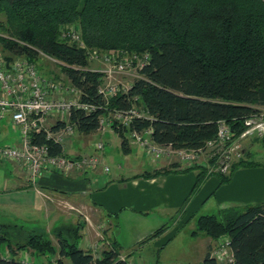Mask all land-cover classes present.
Masks as SVG:
<instances>
[{"label":"trees","instance_id":"1","mask_svg":"<svg viewBox=\"0 0 264 264\" xmlns=\"http://www.w3.org/2000/svg\"><path fill=\"white\" fill-rule=\"evenodd\" d=\"M67 24L79 31L80 40L62 36ZM0 44L6 58L26 56L37 66L42 53L58 61L67 82L80 90V100L95 105L91 111L70 109L67 121L80 132L96 130L100 116L114 108L139 105L142 115L128 124H110L124 150L127 133L145 128L151 129L154 142L174 147L204 144L215 136L219 119L236 136L244 119L264 106V0H0ZM92 49L146 52L148 58L126 90L104 97L99 92L103 72L88 65ZM65 123L58 118L49 130ZM31 139L47 144L50 154H65L62 142L47 137L44 128L32 131ZM251 164L257 162L242 157L227 171L213 173L225 182L235 168ZM176 166L145 169L129 178L197 169L196 185L210 174L202 162ZM10 227L0 223V245L6 242L9 251L0 249V264L44 263L16 258V251L25 247L51 256L47 260L57 254L58 264H63L62 257L70 264H131L120 255L116 239L98 255L80 246V220L53 225L56 244L43 230L13 241ZM164 228H155L142 240L160 235ZM197 231L215 240L227 237L231 251L230 260L219 261L208 247L202 264H264V201L199 214Z\"/></svg>","mask_w":264,"mask_h":264},{"label":"rangeland","instance_id":"2","mask_svg":"<svg viewBox=\"0 0 264 264\" xmlns=\"http://www.w3.org/2000/svg\"><path fill=\"white\" fill-rule=\"evenodd\" d=\"M0 51L4 55L7 53L5 50H3L1 44ZM145 53L146 52L137 54L127 51L120 52L116 49L107 51L96 49V52H94L93 54H97V56L99 57H93L88 54V65L90 68L102 69L107 66V61H104V57L106 56H119V58H121L125 62L127 61L126 58L132 57V61L128 62L125 71L119 73L116 72L114 74V78L112 77V79H109L108 81V83H119L121 86H127L135 77L139 75L138 64H140L141 62V58L139 57H143L141 55ZM134 55H138V57H133ZM35 61L37 63L39 72L44 76L53 78L58 81L67 82L66 75L64 74V72H62L59 63L55 58L40 53L37 55ZM134 106H136L138 110L140 109L139 105L136 104ZM105 116V121H109V124H105V126L102 127L103 129L97 128L96 130L87 133L80 132L74 126H71V129L69 130L70 132L67 131L63 133V149L65 154L68 153L66 154L68 157L74 158L91 154L99 156L98 165L102 167V179L103 181H107L105 180V178L110 177V180H108L109 182L112 181L111 179H113L112 177L114 175L127 174L130 169H133L135 167H140L142 169H152L154 166L160 165V161H157L160 159H153L151 155H147L145 150L141 149L138 143L134 141V137L130 133H127V136L128 141L130 140L131 142V151L124 150L120 145V137L118 133L110 125L111 122L114 121L112 112L109 111L105 113ZM59 117L60 116L57 113L48 114L45 117L46 119L43 125L49 129L50 126L55 123V121ZM11 128L13 129L12 126ZM99 140L104 141L103 149H97L95 147V142ZM250 141L251 143L249 144ZM242 146L244 148L242 157L257 162V164H253L254 167H256L257 170L262 169L264 171V137L247 138L242 142ZM78 152L80 154H76ZM134 156H136L138 159H135ZM171 157L175 158L174 156ZM151 158L153 160H156L154 161L155 163L149 160ZM161 159H164V157ZM139 163H141V166H139ZM98 165L95 168H97ZM105 165L109 167L108 170H103V167ZM95 168L88 167L86 169L87 172L90 171L89 175L91 176V178L95 177L94 174L91 173ZM236 169L237 168H235L233 172ZM189 170L194 172L192 169ZM171 172L173 171L166 172L164 174H168ZM210 177L217 178L218 181L220 180L219 175L216 173H211L208 178ZM254 177L257 179H261L260 175H254ZM245 178V176L239 178L238 182H240L241 179L245 180ZM203 179L195 185V175V181L192 184L190 190L181 198L180 202H178L179 204L174 207L166 208L162 203L158 202L159 204L157 206H151L148 210L142 209L141 211H137L134 213V211L130 209V207H132L134 203L127 204L126 202V204L121 207V212L117 213V216L114 217V225H112L111 228L109 227L111 229L110 231L112 233V236L117 238L121 246L120 255L122 257L127 256L126 258H129V260L133 261L135 264H149L150 262L153 264H202V258L206 251V244L209 235H206L203 231L193 232L195 228V218L197 217V215L202 213H216L220 208L216 203L215 197L210 194L211 196H207L210 197L207 203L201 202L197 207L193 206L192 208L186 209L191 198L197 192V189L204 181ZM108 181L106 182V184L108 183ZM228 181L220 182L226 183ZM253 202L255 201H249L246 203ZM246 203L241 202L240 204H235V206L242 209L244 204ZM62 205L64 207H57L58 209H56L58 210V212H61L64 218H68L62 223L76 224L77 221L80 220L83 222V224L85 223L87 226L89 225L91 228L90 230L93 232V234L90 235L85 232L83 227L81 228V238L79 240L80 246H82L83 248L94 247L92 248V251L96 255H98L102 248H106L109 246L108 243L110 242V240H107L105 236L103 237V235L105 234L101 230L104 225L99 223L102 218L96 217L94 211H87L82 206H78V208L76 207L77 205L73 206L72 204L66 202L62 203ZM39 222L42 223L43 221L40 220ZM96 224H98V226ZM161 225H164L165 228L164 231L158 236L161 238V241H163L158 244V246H153V243L149 239V241L147 239L142 240L152 230ZM105 227H107V225ZM109 228L107 227V230ZM50 229L51 228H49L47 233L50 235L52 241L56 244V237ZM10 231L14 230L11 229ZM87 234L89 236H87V239L85 240ZM139 235L142 236L139 238ZM12 240L16 241L13 238ZM218 240L219 239H212V246H216ZM14 243L15 242H13V244ZM88 244H90L91 247H87ZM6 248V242L0 245V249L4 252H6ZM123 253L126 256L123 255ZM131 254L133 255V258L129 257ZM46 256L47 255H41L38 253H33L31 255L30 250H28L27 248L19 249L18 252L15 253V257L18 259H31L33 257L32 261H35L36 263L44 262L43 264H46L47 262H49L48 264H58L56 262L57 254L52 255V260H47ZM47 257L51 258V256L49 255ZM62 259L63 264H70L68 258L62 257Z\"/></svg>","mask_w":264,"mask_h":264},{"label":"built area","instance_id":"3","mask_svg":"<svg viewBox=\"0 0 264 264\" xmlns=\"http://www.w3.org/2000/svg\"><path fill=\"white\" fill-rule=\"evenodd\" d=\"M61 34L64 37L68 36L71 39L80 40L79 31L72 25L67 24ZM94 52L96 49L88 51V54L93 57L97 56V54H93ZM141 56L143 57H139L141 58L139 67L148 58L147 53ZM133 57H138V55ZM105 60L107 66L97 69L103 72L99 92L104 97H108L119 90L127 89L128 85L121 86L119 83H108V81L112 77L114 78L116 72L125 71L128 62L132 61V57L126 58L127 63L119 56H106L104 57ZM72 107L91 111L95 105L81 101L80 90L70 82L58 81L41 74L35 62L26 56L6 58L0 51V117L7 111L10 112L11 119L19 128V143H0V156L22 163L27 169L26 178L29 184L39 192L41 191L38 188L37 179L43 170L52 169L69 173L81 171L88 167H96L99 163V156L93 154L74 158L65 154H50L47 144L33 142L31 139L32 131L44 128L47 130V137L62 142L63 133L69 131L73 126L67 121ZM111 112L114 117L113 120L123 124H128L134 116L143 114L135 106L127 110L114 108ZM52 113H57L60 116L59 119L66 121L63 127L55 131H51L43 125L46 115ZM105 120L106 116L102 114L99 118L98 128L103 129L105 124H109V121ZM150 131V128H145L139 131L132 130L130 134L139 147L144 149L146 154L151 155L153 159L174 156L181 167L201 163L204 160L203 163H205L208 173L225 172L233 161L242 158L244 152L242 142L245 139L264 136V106H259L244 119L243 128L236 136H232L233 132L229 124L224 119H219L215 136L207 139L204 144L198 147H174L171 144H159L150 138ZM95 147L103 149L104 141L95 142ZM108 169L107 165L103 167V170ZM220 238L211 252L217 260H230L229 240L225 236ZM88 246L91 247L90 244Z\"/></svg>","mask_w":264,"mask_h":264},{"label":"crops","instance_id":"4","mask_svg":"<svg viewBox=\"0 0 264 264\" xmlns=\"http://www.w3.org/2000/svg\"><path fill=\"white\" fill-rule=\"evenodd\" d=\"M0 143H19L18 126L11 119L8 111L0 117ZM130 143L129 140L126 151H131ZM134 158L138 159L136 156ZM151 159L149 160L155 163L154 161L156 160ZM157 161H160V165L153 168L169 166L174 162L177 164V168H182L176 158L173 157ZM201 162L203 163L204 160ZM139 166H141V163H139ZM142 170L145 169L135 167L130 169L127 174L114 175L110 182L108 181L110 177H107L105 178L108 181L106 184L107 181L102 179V167L99 165L91 172L95 176L93 178L89 175L90 171L87 172L86 169L69 173L46 169L39 174L37 179L40 193L29 184L26 178L27 169L22 163L0 156V223L9 224L11 226L10 229L14 230L12 231L13 238L22 242L30 231L43 230L48 232L53 225L66 221L68 218H64L61 212L56 210L58 209L57 207H64L62 203L66 202L73 206L77 205L76 207L82 206L87 211H94L96 217L102 218L99 223L104 225L101 229L105 234L103 237L105 236L107 240H117V238L112 236L110 228L114 225V217L121 212V207L126 202L127 204L134 203L130 207L134 213L142 209L148 210L151 206H157L159 203H162L166 208L174 207L179 204L178 202H180L181 198L190 190L197 173V169H192L194 172L191 170L175 171L149 178H129L130 175ZM147 170H151V168ZM210 174L204 177V181L191 198L186 209L193 206L197 207L201 202L207 203L208 199H210L207 196L210 194L215 197L219 207L240 204L241 202L264 201V171L262 169L257 170L252 164L239 166L226 183H221L220 180L218 181L214 177L208 178ZM254 175H260L261 179L255 178ZM244 176L246 177L245 180L241 179L238 182V179ZM114 212L117 213L115 214ZM40 220L43 222L40 223ZM96 225L98 226V224ZM106 225L108 228L110 227L108 230L105 227ZM83 229L86 233L93 234L90 226L85 223ZM88 234L85 240L89 236ZM141 236L139 235V238ZM158 236L149 239L153 246H158V244L163 242ZM208 237L206 248H212L211 241L213 238L211 236ZM25 248L30 250L31 255L33 254L30 247ZM8 253L9 251L6 250V254ZM123 255L125 254L123 253ZM129 257L133 258V255L131 254ZM32 259L33 257L31 259L23 258L26 261H31ZM127 259L129 260V258ZM129 262L135 264L133 261L129 260ZM149 264L153 263L150 262Z\"/></svg>","mask_w":264,"mask_h":264}]
</instances>
